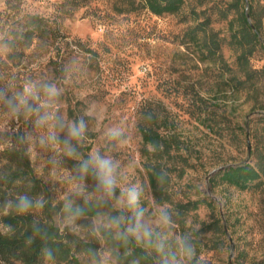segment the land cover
<instances>
[{"label": "rangeland", "instance_id": "1", "mask_svg": "<svg viewBox=\"0 0 264 264\" xmlns=\"http://www.w3.org/2000/svg\"><path fill=\"white\" fill-rule=\"evenodd\" d=\"M63 1L0 0V90L7 89L11 97L28 82L37 86L55 84L61 93L53 101L58 115L66 122L83 118L87 125L84 140L80 144L72 142L77 152L81 157L86 152L88 157L90 152L98 150L101 155L116 160L120 185L136 184L142 189L141 206L146 209V219L154 220L159 209L167 211L171 207L157 206L152 200L143 168L144 145L138 124L145 123V114L153 112L160 120L158 131L166 134L161 127L165 125L160 122L167 118L166 126L174 127L184 142V153L194 165L181 178L173 180L174 199L186 202L205 198L212 203V207L201 205L187 218L189 230L185 238L194 248L195 260L199 264H252L264 256V185L239 191L220 183L214 187L208 184L210 175L247 159L248 148H254V129L259 127L258 118L264 115V85L257 91L232 90L224 83L228 75L220 65L200 61L197 47L184 43L185 29L194 24L188 16L194 1L186 4L180 14L156 17L144 10L117 15L112 10L113 0H88L90 10L104 16V25L96 23L92 13H86L83 8L59 18V4ZM230 2L211 0L196 10ZM259 9L264 15L262 8ZM205 12L213 21L212 30L228 39L227 21H217L215 8ZM25 13L46 18L57 16L61 31L70 43L66 50L62 49L67 54L64 76L54 74L55 65L50 63L54 52L44 47L27 49L12 58L8 55L9 50L1 40ZM221 53L226 64L234 68V52L224 44ZM250 65L256 70L264 69L263 51L253 55ZM109 128H119L123 142L110 139ZM41 131L44 130L35 128L33 118L24 115L18 120L10 118L0 104V132L36 137ZM60 136L63 139L65 133ZM23 142L36 177L51 196L58 200L65 198L69 178L74 175L69 163L74 159L63 154L62 145L52 150L40 147L34 139ZM52 159L59 164L54 166L50 163ZM87 190L93 192L88 184ZM112 202L118 209L116 202ZM124 215L130 219L133 214L125 210ZM217 218L221 228L226 229L225 235L213 229L199 231ZM64 219L54 218L61 231L97 244L92 254H76L79 264H118L98 231L91 230L96 218L81 217L75 228L65 226ZM156 230L164 235L163 253L147 242L139 244L159 264L172 255L177 257L176 264H188L193 257L188 259L180 254L179 227L172 223L171 229L157 227Z\"/></svg>", "mask_w": 264, "mask_h": 264}, {"label": "trees", "instance_id": "2", "mask_svg": "<svg viewBox=\"0 0 264 264\" xmlns=\"http://www.w3.org/2000/svg\"><path fill=\"white\" fill-rule=\"evenodd\" d=\"M188 16L194 23L187 26L183 33L184 43H191L197 47L200 61L218 64L228 76L224 83L235 91L259 90L264 85V69L256 70L251 67L250 60L258 51L264 53V0H231L223 6H214L196 10L207 5L211 0H113L112 10L117 15L134 13L144 10L156 17L177 15L183 11L186 4L192 3ZM60 15H71L78 9H85L92 13L96 23L105 24L104 16L95 10H90L88 0H64L59 4ZM216 6V7H215ZM216 9L217 21H227L228 39L219 37L211 28L213 21L210 15H205L207 9ZM185 14V17H188ZM215 19V20H216ZM1 43L9 50L12 57L33 47H44L51 53L50 63L55 65V75L64 76L67 49L70 43L62 33L57 16L46 18L38 14H23L19 20L6 32ZM226 44L234 52V68L223 60L221 53ZM90 54H95L87 49ZM259 127L254 129V148L249 150L247 159L238 164L222 167L208 177V184L214 187L218 183L234 187L239 191L258 188L264 185V115L260 116ZM145 123L138 124V131L144 145L141 156L144 157L143 168L146 174L152 200L157 206L168 205L167 210L172 222L179 227L181 236L185 238L189 230L187 218L191 212L205 204L212 207V203L205 198L196 200L187 199L186 202L174 199L175 178H181L187 169L193 168L184 142L169 124L167 118L161 126L167 131L162 134L158 131V117L155 113L145 114ZM21 134L16 132L9 136L8 132H0L3 145L0 148V264H79L76 256L79 252L92 254L97 244L86 242L68 233L61 231L56 225V216L66 217L65 198L56 199L51 196L46 186L36 177L28 158L25 144L19 139ZM77 148V146H75ZM87 158L86 152L82 154ZM76 160H70L69 167L74 170ZM86 183L94 188L95 181L89 177ZM117 189L116 195L119 196ZM28 195L30 198H42L43 208L32 209L28 213L18 214L14 209H5L6 200L15 201L19 195ZM74 201L73 207L84 209L82 217L97 218L118 214V209L112 201L100 203L96 197L89 199L87 204L82 197H70ZM220 219L211 224L203 225L199 231L210 229L226 234V229L220 226ZM41 229L40 232L36 228ZM100 239L108 248L110 254L118 264H159L148 251L134 239L124 242L116 237V230L103 227L98 231ZM197 233L195 232L194 235ZM197 241V238H195ZM196 248L200 247L198 242ZM50 250L51 259L46 252ZM193 257L188 264H199ZM230 264V263H229ZM252 264H264V256Z\"/></svg>", "mask_w": 264, "mask_h": 264}, {"label": "clouds", "instance_id": "3", "mask_svg": "<svg viewBox=\"0 0 264 264\" xmlns=\"http://www.w3.org/2000/svg\"><path fill=\"white\" fill-rule=\"evenodd\" d=\"M60 90L55 84H43L37 86L32 82L26 83L22 90L9 97L7 89L0 90V104L9 114L10 118L19 119L21 115L33 118V123L41 134L32 137L25 134L20 140L34 139L42 148L56 150L62 145V151L68 158L77 161L74 175L69 178V190L65 194V212L68 214L63 223L67 227H77L76 221L84 215V209L80 206L73 207L74 201L70 197H82L84 203L89 202L90 196L95 195L100 203L115 201L118 206V214L98 216L92 221L91 230L99 231L103 227L116 230V237L124 242L134 239L137 243L147 242L154 245L156 250L163 253L165 248L164 235L156 230L159 228L171 229L172 219L163 208L155 214V219L145 218L146 209L141 206L142 189L139 185L121 186L119 182V164L111 156L101 155L100 152L92 151L85 159L73 146V141L80 144L85 138L87 125L83 118L78 121H65L58 115V109L53 101L60 96ZM31 101V103H30ZM65 133L61 139L60 133ZM107 135L112 140L122 141L123 133L119 128H109ZM54 166L59 161L50 160ZM91 177L95 181L93 192L88 193L86 180ZM120 189L119 196L116 195ZM42 198H30L28 195H19L15 201L6 200L5 209H14L18 214L28 213L32 209L43 208ZM125 210L132 212V218L124 215ZM40 232L39 227L36 228ZM180 254L188 259L194 256L192 244L183 237L178 238ZM49 259L52 257L50 250L46 252ZM177 257L165 258L164 264H176Z\"/></svg>", "mask_w": 264, "mask_h": 264}]
</instances>
